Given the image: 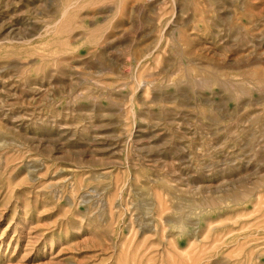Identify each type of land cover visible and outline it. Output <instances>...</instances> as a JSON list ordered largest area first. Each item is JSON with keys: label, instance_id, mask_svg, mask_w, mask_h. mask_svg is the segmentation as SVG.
<instances>
[{"label": "rangeland", "instance_id": "1", "mask_svg": "<svg viewBox=\"0 0 264 264\" xmlns=\"http://www.w3.org/2000/svg\"><path fill=\"white\" fill-rule=\"evenodd\" d=\"M0 264H264V0H0Z\"/></svg>", "mask_w": 264, "mask_h": 264}]
</instances>
